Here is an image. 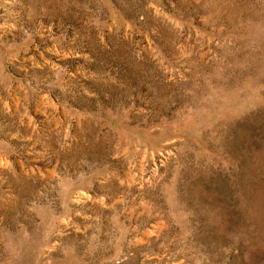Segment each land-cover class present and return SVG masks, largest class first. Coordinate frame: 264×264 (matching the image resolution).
<instances>
[{"label": "rangeland", "instance_id": "1", "mask_svg": "<svg viewBox=\"0 0 264 264\" xmlns=\"http://www.w3.org/2000/svg\"><path fill=\"white\" fill-rule=\"evenodd\" d=\"M0 264H264V0H0Z\"/></svg>", "mask_w": 264, "mask_h": 264}]
</instances>
